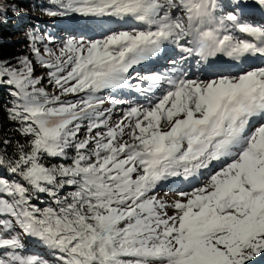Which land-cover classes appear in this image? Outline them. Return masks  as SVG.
Here are the masks:
<instances>
[{
	"label": "snow or ice",
	"instance_id": "snow-or-ice-1",
	"mask_svg": "<svg viewBox=\"0 0 264 264\" xmlns=\"http://www.w3.org/2000/svg\"><path fill=\"white\" fill-rule=\"evenodd\" d=\"M38 6L70 34L0 59V264H264V0Z\"/></svg>",
	"mask_w": 264,
	"mask_h": 264
},
{
	"label": "trees",
	"instance_id": "trees-1",
	"mask_svg": "<svg viewBox=\"0 0 264 264\" xmlns=\"http://www.w3.org/2000/svg\"><path fill=\"white\" fill-rule=\"evenodd\" d=\"M0 2L14 3L21 10L20 15L16 16L9 9L7 11V23H0V59H11L15 56L28 54V42L25 38L28 29H39L41 32L46 31V34L53 30L52 23L49 24L42 17L44 12L38 6L46 4L47 0H0ZM55 21L57 22V20ZM9 101L8 93L0 89V106ZM11 127L2 107H0V137L5 133L11 135Z\"/></svg>",
	"mask_w": 264,
	"mask_h": 264
},
{
	"label": "rangeland",
	"instance_id": "rangeland-1",
	"mask_svg": "<svg viewBox=\"0 0 264 264\" xmlns=\"http://www.w3.org/2000/svg\"><path fill=\"white\" fill-rule=\"evenodd\" d=\"M43 18H45V20H47L51 24V27H53V30L50 32L51 34H54L55 37H56V40H57V44L60 42V40L62 39H65L69 36V32L68 31H65V23H64V20L62 18H52V17H48L47 15H45L43 13L42 15ZM41 18V19H43ZM57 20V22L55 21ZM253 23H261V22H264L262 21V18H259V16L255 17L252 21ZM41 34H44V35H47L46 34V31H42ZM257 63H259V61H257ZM155 66H150L149 68L147 69H143V71H149L151 70V68H154ZM153 70V69H152ZM43 70L42 69H37V74H41ZM192 73H190L191 75ZM136 97V96H134ZM139 97V99H134L133 100L137 103H140V104H144V105H147V103L149 102L148 98L144 97V96H137ZM171 181L167 182L165 185H164V189L161 190L160 192V195L163 196L166 200H171V199H174L175 198V194L174 193H169L167 196L164 195V191L171 186ZM183 187L185 188H190L191 186L190 185H183Z\"/></svg>",
	"mask_w": 264,
	"mask_h": 264
},
{
	"label": "bare ground",
	"instance_id": "bare-ground-1",
	"mask_svg": "<svg viewBox=\"0 0 264 264\" xmlns=\"http://www.w3.org/2000/svg\"><path fill=\"white\" fill-rule=\"evenodd\" d=\"M260 18V17H259ZM155 67L154 68H151V70H149V71H152V69L153 70H162V69H160L158 66H156V65H154ZM156 68H158V69H156ZM134 99H139V97H133Z\"/></svg>",
	"mask_w": 264,
	"mask_h": 264
}]
</instances>
